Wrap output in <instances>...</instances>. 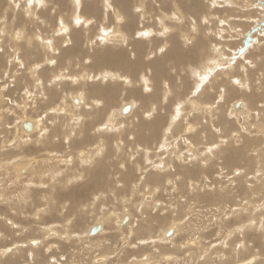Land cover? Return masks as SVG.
<instances>
[{"label": "rangeland", "instance_id": "obj_1", "mask_svg": "<svg viewBox=\"0 0 264 264\" xmlns=\"http://www.w3.org/2000/svg\"><path fill=\"white\" fill-rule=\"evenodd\" d=\"M69 1L70 0H48L47 5H49V7L46 8L44 7V2L41 1L37 2L35 0H0V88L3 87L2 90L4 91V101L0 104V264H4V262L10 260L11 264H27L28 259L31 257L33 258L31 264H36L38 262V259H41L38 255H41V257H43L42 260L45 261L44 264H73L74 262H76L74 264H201V262L198 260L188 262L187 259H189L193 255H198L197 258H199L200 253L206 254L208 251L214 254L219 251H221V253L225 252L228 258L225 264H233L235 262V264H256L257 262L258 264H264L263 236L257 235L255 233V230H252L253 228H246L247 224L250 225L252 223V226L254 227L257 223H260V221L264 225V211L255 213L257 221L254 222H251V220L248 219L246 212H241L239 216H237V218H233L235 213L238 211V205H242L245 203V206H247L248 208L254 207L257 210L264 207V187H262V190L256 189L252 194H250L245 189L246 182L251 186H257L259 184L264 185V33L258 31L257 33L255 32L253 34V37L259 39V43H261L262 48L260 46L254 48V54L249 55L246 52V56L242 59L240 58L241 60H239L237 65L233 68L226 66L231 61V56L236 53V49L243 46V31L247 33L252 27L259 24L261 19H264V7L258 4L259 0H242V2L241 0H217V2L214 0H135L134 2H132V0H129V2L126 1L125 3L122 0H111L110 2H108L107 0H103V3H101L102 0H81L80 10H82V12L81 14L78 13L79 17L89 18L84 14V12L86 10L88 11L90 8H93V10L96 9L94 13V15L96 16H93L95 18V20H93L94 22L92 21L88 25L85 24L84 26L80 25L78 27H75L74 20H72L75 19L76 11L73 4H70ZM155 2L157 5L155 4ZM162 2L163 4H161ZM218 2L220 3V5H218ZM240 2L241 4L243 3L242 9ZM106 3H112V8L109 9V7H107L108 4L104 5ZM249 3H251L250 8L254 10L250 12L251 15L254 16V20L250 21L248 19H243L244 17L248 18V15L243 12L246 11L244 7ZM69 4L72 6L70 7ZM88 6H90V8ZM51 7L54 10L52 12L50 11ZM135 7H138L139 9V11L136 10V17H138L139 13H141L142 11L147 13L149 10L154 11L157 16H161L164 22L162 25L157 26L155 21L143 20V26L138 23L139 28L141 26L144 28L152 27L155 32L159 31L161 35L165 34V38L155 36L152 39L153 41H147L145 43V49H148L149 52H153L155 56L150 58H143L146 64V68L138 69L139 71L136 69V63L138 61L137 44L132 45V49L120 44L121 40L123 41L125 34L127 32L130 33L131 31V28L129 27H131L132 13H134ZM141 7L143 8V10L140 9ZM197 7H199L198 10H196ZM64 8L67 10H64ZM104 9H106V11ZM39 10H42V12L39 13ZM124 10H129V13ZM119 11L120 13H118ZM158 11L160 12V14ZM137 12L139 13L137 14ZM59 15H63V18H65L67 22H71L74 25H72L74 29L71 27L72 33L70 34V36L76 31H78V33L76 34H78L79 36L75 35L76 42L73 43L71 41L69 42L67 38L65 40L66 42L63 40L64 44H62L63 42L58 41L57 46L60 47L61 53L55 55L57 63L50 64L48 62L49 56L45 55H50V52L47 49L48 46L39 43L38 39L36 38V36L38 35V31L34 27L40 26L41 32L42 30L43 32H47L48 30L45 35H55L57 34L56 25L57 20L60 17ZM38 16H41L44 22L39 23V20L35 18H38ZM103 16L106 18H104ZM227 18H231L229 22ZM80 23H82V21H80ZM113 24L115 25V27H113ZM102 25L107 26L106 29L104 28L106 31L102 28ZM52 27L55 28L53 32L51 29ZM87 27L89 33H86ZM134 28H136V26ZM80 31L82 32L83 38L80 42H78L77 38L80 37ZM104 32H107V34H109L107 35ZM99 33L108 38V43H105L104 45H94L96 46V54L101 48L100 53H102V50L107 52L112 51L115 54L114 57L117 55L116 58H120L121 56H123L122 53L125 54V52L129 53L130 51H132L135 55H129L130 53L127 54V56H130L128 57L130 60H127L126 63L127 68L126 64L124 65L121 64V62H119L120 64L118 62H113V64L117 66V69L115 70L119 72L123 71V73L130 78V81L127 80L126 82H124L122 77H118V75L115 74V71H113V73L111 71L113 76L110 72L109 74L111 76H107V80H109V82L117 83L120 88L119 98L116 101L117 103H115L114 108L109 110L111 120L115 121L114 123H112L114 132L111 129V126H107L106 130L103 129L99 131V122L96 124H89V121L92 119L91 112L95 111L98 107L93 108L92 111L90 110V107H87L86 104H94L96 100H100L95 92H93V94H90L89 97L87 96V99L85 101L86 104L83 105V107L78 108V110L76 109V107L82 105V102H79V104L75 105L73 104V98L69 99L68 97V100L67 98H65L66 96H68V94H70V91H73V93L75 92L76 94H73V96L77 97V93L78 91H80V89L89 91V88L91 89L92 86L100 87L101 85H104L106 83L110 84L108 82H103L100 79L93 80L92 77L85 78L87 75H84V73H82L84 67L90 68L91 66L95 71H93V75H98L100 73V71L97 70L99 61L96 57V54L94 56H91L88 53L85 54L86 52L83 51L82 48L84 45L85 47H90L89 45L85 44V42H87L86 37L92 36V38L96 37L97 39V36H101L99 35ZM117 33L119 34L117 35ZM180 34L182 35V37L180 36ZM40 35L42 36V34ZM121 35L123 36V38H121ZM136 36H138V34ZM175 36L177 39H175ZM184 37L188 39L187 42L190 40L192 43L185 44V42H183ZM113 39L119 40L114 41ZM109 42H111L112 44ZM197 42H203V46L201 47L198 59H200V56L203 55L202 50L205 49V55H209L210 58L213 57L212 59L214 61H217L214 65H216L215 72L219 73V75L217 79H214L209 85L207 93H200V90L198 93H196V90L198 88V80L197 76L195 75V70L200 69L201 66L199 67L197 64L195 66H192V62L187 61L182 65V68L178 67L175 69L174 66V63L177 60L176 57L174 58V56H183V54L179 51V44L182 43L181 45L183 48H186L188 46L201 45ZM231 42H233L234 44ZM12 43L15 45H13ZM66 44H69V46L66 47ZM117 45L120 46L118 47ZM124 47H126L128 50ZM160 47L165 49L163 53L157 51L158 49H160ZM70 49H73V52H68L70 51ZM122 50L125 52H122ZM166 53H168L167 57L171 58L166 61L161 59L160 61L156 60L157 58L166 55ZM15 54H20L21 57L17 59V57L15 58ZM8 58L10 59L8 60ZM247 60L249 61L247 62ZM153 61H155L157 66L155 65V63H153ZM76 62H79V64L77 70H74L76 68ZM161 62L163 65H160ZM248 64H250V67L248 66ZM81 65L83 66L81 67ZM121 67H123V69ZM157 67H159V69ZM191 67H194V69H191ZM62 70L65 71V77H62L64 76V74H61L60 72ZM155 71L156 73H158V75L155 73ZM35 73L44 80L46 88L55 90L54 92H58L59 96H57L56 98H52V94H47L48 97L40 95L41 91L39 86L36 84L37 81L36 77L34 76ZM246 73H249L247 74V76L249 75L248 77H246ZM143 74L148 75L150 84L153 83L150 89H146L147 87L145 86L143 89V84L141 81V76ZM93 75L91 74L89 76ZM49 76L52 78V80L54 77V82H56L57 84L54 82V84H50L52 80H47ZM71 76L77 77L72 78ZM183 76L185 77V80L183 79ZM156 79H159L160 81L158 82V80ZM154 81H156V83ZM236 81H240V83L237 84ZM245 82H248L249 87H247V89L241 88V86ZM153 85L154 88H152ZM158 85L161 86V88ZM156 89L160 90L159 93H162L161 95H163V91H165L167 95L168 93L170 94L168 98V114L175 115V112H178L181 114L180 116H184L183 118L178 116L179 119L181 118V120H179L177 125L175 124V127H173V134L170 136L169 142L173 143L178 139V137L181 136L189 137V139H191V141L193 142V144L190 145L191 147L189 145L187 146L184 143H181L178 144V146H180L179 149L186 152H188L189 150L195 151L198 155V159L191 162H188V160L186 159L187 161L182 164V167H185L186 170L190 169L189 175L184 173L181 167L183 173L181 174V177L176 180L177 185L175 189L177 190L175 191L174 189L175 192L170 193V198L168 191V189L172 186V182L170 179L174 178V174L178 172V163L175 162L174 159H172V163L174 164L176 169L175 171H172L167 175L166 180L163 179V184L161 186L156 184L152 179L146 180L147 175L150 173L146 175L145 180L143 179L144 181L142 179L140 180L139 177L142 176L141 174L142 172H145V170H135L137 163L131 165V168H134V174H131L130 179L127 181L129 187H127L126 189V186H124L121 191H117L118 193L115 194V196L121 197V192H125V196L131 197V199L128 200V203H135L136 201L135 204L141 205L144 204V201L151 202V207L145 209V212L149 213L147 215L148 220L153 222V220L155 219H162V225H164L163 229L168 226L166 228L167 230L165 229L164 232H166V235H170V237H172L171 235L175 233L176 229L174 233L172 232L173 229L177 226V223L179 222L178 225L184 223L183 228L186 231L183 230V235H181L177 240L178 244L180 243L179 245H181V238L182 240H184L183 243H185L183 245L184 249L179 250V252L183 250L179 253L181 255L180 258H176L178 253H174V251L161 252V255L159 257L151 256L150 258L149 256L152 255V252H155L156 254L159 251L158 246L153 245L152 243V246H146V250H144L142 254H136L135 257V253L129 255L131 251H134L136 248L141 246L140 243H137V241L140 240L138 238V234L136 236L133 233L134 229L137 230L140 227H138V218H140L141 215L139 211L137 212L139 205L137 207H134V205H132L130 206L129 210L127 209L128 211H123L125 212V214H127L122 216L123 213H121V218L120 215H118V219H120L117 220V222L120 221V224L122 221L128 220V216L131 218L130 221H134L135 223L134 225H131L132 227L128 228L129 230L127 231V235H125L123 239H121L120 237V240H118L119 232L114 231L116 232L117 236L113 239V242L116 240V242L118 243L115 245V247H112V249L109 248L107 251L103 252L102 245L106 243L105 240L107 238H101L103 240L102 242V240L96 238L97 235H93L90 236L92 238L91 241H94L93 238L97 239L96 241L98 242L94 241L97 245L91 248V241H89V243L87 241L83 242L82 244L85 246V249L81 247V253L76 257H73L72 249H70L69 253L66 251H57V254H55L54 248L51 253H45V247L50 246L49 251H51L54 245L53 242H55L57 239L59 241L62 239V243L68 236L67 231H59L58 225L59 228H64L67 219H71L72 221V217H70L71 215H62V213H60V210L67 212V214H71V212L77 210H82L81 214L78 213L76 215L75 220L79 216H82L84 214V211H88L85 213L97 211V213H91V215L86 216V220H88V227L93 225L95 226L100 221L103 222L104 225V220H110L111 218L113 219L114 216L120 213V199L117 201V203H113L109 199L105 201L103 195L105 194L106 189L103 188L104 185L102 187V184L98 179V176H105L106 174H109L104 171V169L110 162L111 167L118 168V161L123 160L116 154L117 143H121L122 146H124L123 148H121V154L123 156H125L126 158L131 156L132 162L135 159V161L139 160L140 163L142 162L140 167L145 166L144 168H146V166L148 165L146 161L144 163L145 155L150 154L151 161L157 162V160L159 159H164V156H160V154H162L161 151H163L162 146L164 145H162L161 148L157 146L160 143L161 135H159L157 139L154 138V141L150 144L140 142L139 140L136 146V143H134L136 142V140L134 139L135 137H133L134 131H132L134 130V127H130L133 126L132 122L137 118V111L139 117L141 113L142 115L144 114V105L148 109L147 105L143 104V102L141 101L142 97L154 93ZM26 90H28L27 94H25ZM136 90H140L139 96H137ZM226 91L229 92L227 96H225ZM246 95L252 99H250V102L247 100V98H244L246 97ZM33 99L35 100L34 102H36L35 104L34 102H32ZM133 99L138 100L139 102V105L135 109L134 114H131V112L127 117L122 115L124 118L115 117L116 119L114 120L111 111L113 112V110H119V105H121V103L125 104L130 102L131 100L133 103H135ZM61 100H63L64 102ZM239 100L243 102V106L245 105V109H241L243 107L237 105ZM245 102L246 104H244ZM212 104L215 105V108L217 105H220L218 110L215 111V115L217 117V119H215V123L214 121L210 120L212 119L211 117H203V112H197V109L209 108ZM200 105H203L204 107L200 108ZM177 106L183 107V109L178 110L176 109L178 108ZM14 108L15 111H13ZM242 110H244L245 112H242ZM231 111L242 113H240L241 115L238 114L236 118L235 116L229 115ZM2 112L8 113H4L2 115ZM76 114H78L80 120L75 124L73 119ZM17 119H19V125L22 119L43 120L45 122V125L49 129V132L47 136L45 135L41 138V144H36L35 140H32V142L26 144L24 142H18V132H16L17 129L15 125L16 123H18L16 122ZM206 120L207 122L204 123ZM211 122H213V124H211ZM193 123H195L198 128L194 129ZM74 125H76V128H74ZM19 127L21 133L23 134L21 126ZM72 128H74L75 130L74 133H77V135H74V138H76L74 139V142H77V145H75L76 147L72 149L73 154L70 155V157H72V161H70L69 164V162L67 161L68 159L64 158L69 157V154L71 152H69L68 154L67 151H69V148L64 140H66ZM217 128L221 129V131H218ZM85 133L88 134V136L93 135V138L90 139L89 142L83 144ZM221 138L228 139L227 141H231L233 145L227 147L224 145L221 146L220 148L222 149L219 148L215 152L216 154L223 158L227 155L226 152L231 146L239 149V147H243L244 144L249 141L248 146L251 147L249 149L245 148L244 152H248L250 156L254 157L255 162L252 159V162L250 164H243L242 162H240V158L237 157L234 163L226 164L224 161L223 164L221 158H206L201 155L203 149H206L207 146L217 143ZM114 141L115 144H113ZM44 142H46V145L43 144ZM95 149L101 150V154L99 155L102 158H100L99 156L97 157V155L93 154ZM102 149L105 151H103ZM90 150L92 151L90 152ZM85 151L90 152V155L89 153L87 155ZM47 152H55V154L58 153L62 155H55L59 164H56V161L53 162L54 164L48 163L50 158ZM103 152L105 155L103 154ZM110 153L111 155H109ZM132 154L135 156H132ZM84 157L89 160L90 164L89 162H82V158ZM21 158L23 159V161H21ZM101 160L104 163L101 162ZM67 164L70 166H68ZM33 166L37 167L34 168ZM92 166L98 168H96V170H93ZM147 167H149V165ZM87 168H90L89 170L92 172H90L89 170H85ZM129 168L130 164L127 168L120 169L119 172H126ZM194 168H199V172H197L196 174L193 173ZM49 169L53 170L46 172ZM87 171H89L90 174H88ZM83 172L87 174V176L84 175ZM79 174L82 175L80 176ZM120 175L122 176V173H120ZM120 175L118 174L116 177V174H113L112 184L122 179ZM92 176L94 177L92 178ZM87 177H89L90 180H88ZM79 179L80 181H77ZM116 179L117 181L114 182ZM190 180H193L195 184L193 185V182H190ZM233 180H235V183L233 182ZM131 181H133L134 184L138 183L133 194H131L130 191ZM68 182L70 184H68ZM241 184L244 185L243 188H241ZM84 185H89L91 188L86 187L83 190ZM208 186H211L214 192H207L209 191ZM235 186L236 188H234ZM178 188L180 189V191L178 190ZM25 189L29 190L28 192L31 191L29 193L31 197L28 198L29 201L20 199L23 196L27 195L28 192H26ZM100 189L101 191L99 192L98 190ZM157 190L159 191V196H157L153 200L152 196L153 194H157ZM71 191H76V194L78 193L75 198V202H77L78 204H76L75 206H73V203L66 202V200L69 199L67 197V194ZM219 191L228 193L226 198H219ZM207 193L213 194L210 198H207L205 196ZM46 194L48 196V202L45 204ZM98 194L100 195L98 196ZM248 201L251 202L248 203ZM260 201H262L263 205H261L262 203ZM157 202L162 203V205L159 204L158 206H156L155 203ZM11 203L13 205H11ZM15 203L17 205H20L25 210L26 214L25 212L20 213ZM165 203L167 205H165ZM15 206L17 207V209ZM163 206H166V211L155 210V212L153 210L160 209ZM175 206L180 210L181 214L179 219L172 220L168 214L171 210H177L173 209L175 208ZM48 213L50 215L60 214L57 218H52L49 217ZM5 214L7 217L5 216ZM99 215L104 216L98 217ZM135 217L137 218V221L134 220ZM246 220L247 223L245 222ZM145 221L146 220H144L143 222ZM173 221L176 223H174ZM47 223H56V227H51L53 231H55V233H50V230L42 233L41 225ZM128 223L129 222H127V224ZM243 223H245L246 225ZM127 224H122L123 226L121 227H126ZM116 226L118 227V223ZM88 227L86 236L89 235ZM72 230V233H76H74L75 236H73V238L71 237L70 242H72V245H77L80 243L76 241L77 238L80 237V235L84 234L85 231H82V229L77 230L76 228H72ZM158 230V228L157 230L155 229V234L158 232ZM59 232H62L63 234L61 233V235ZM169 232H171V234ZM26 234H30V236L28 237ZM42 234L43 236L45 235L44 243L42 242V239L38 237L42 236ZM163 234H160V236L165 239ZM140 236L142 238H146L145 234H141ZM254 237L255 241L253 240ZM148 238L151 237L149 236ZM186 240L187 242H185ZM33 241L35 244L33 243ZM196 241H198L199 243ZM86 243H88V245ZM37 245H42V248L38 255H34L33 247ZM244 247H247V249L245 248L246 251L244 255H240L243 257L236 256L235 254L238 253V251L241 253L242 250L243 252ZM173 248L174 246H172L170 250H172ZM7 249H11V252H8ZM126 249L127 252L124 253ZM74 251H76V249ZM19 252H21V255L18 254ZM121 253H124L123 256ZM138 257L142 258L143 262ZM148 258L150 259L148 260ZM50 260L52 261V263H50ZM82 260L83 263H80ZM209 263L210 262L207 261V264Z\"/></svg>", "mask_w": 264, "mask_h": 264}, {"label": "bare ground", "instance_id": "obj_2", "mask_svg": "<svg viewBox=\"0 0 264 264\" xmlns=\"http://www.w3.org/2000/svg\"><path fill=\"white\" fill-rule=\"evenodd\" d=\"M35 1H37V2H39V1H41V0H35ZM108 2H110L111 0H107ZM113 1V0H112ZM124 3L126 2V1H128L129 2V0H122ZM135 0H132V2H134ZM214 1H216L217 2V0H214ZM235 1V0H234ZM43 2H44V7H49V5H47L48 4V0H43ZM70 2V4H73V6H74V9H75V11H76V14H75V19H72V20H74V25H75V27H78V26H84L85 24L86 25H88L89 23H91L93 20H95V18L93 17V16H96V15H94V13H95V10H93V8L91 9L90 8V6H88L90 9L87 11H85L84 12V14L85 15H87L89 18H87V17H82V18H80L79 17V15H78V13L79 14H81V12H82V10H80V6L79 7H77V5L75 4V2H74V0H70L69 1ZM105 2V1H104ZM115 2V1H114ZM113 2V3H114ZM131 2V3H132ZM137 2V1H136ZM138 2H140V1H138ZM194 2H196V1H194ZM238 2V1H237ZM236 2V3H237ZM241 2H242V0H241ZM241 2H240V5H241V9L243 8L242 7V4H241ZM50 3V2H49ZM89 3H91V2H89ZM94 3V2H93ZM101 3H103V0H102V2ZM100 3V4H101ZM123 3V4H124ZM219 3V2H218ZM41 4V3H40ZM69 4V5H70ZM108 3H106V4H104V5H107ZM127 4V3H126ZM133 4V3H132ZM136 4V3H135ZM155 4H156V2H155ZM161 4H163V2L161 3ZM215 4V3H214ZM258 4L259 5H261L262 7H264V3H262L261 2V0H259L258 1ZM45 5H47V6H45ZM65 5V4H64ZM96 5V4H95ZM122 5V4H121ZM139 5H142V4H139ZM157 5V4H156ZM164 5H165V3H164ZM218 5H220V3L218 4ZM234 5H235V3H234ZM239 5V6H240ZM250 5H251V3H249V4H246V6L244 7L245 8V12H243V13H245V14H247L248 15V18L247 17H244L243 19L245 20V19H248L249 21L250 20H254V16L253 15H251V11H254V10H252L251 8H250ZM72 5H70V7H71ZM87 6V5H86ZM114 6V5H113ZM120 6V5H119ZM134 6V5H133ZM159 6V5H158ZM215 6V5H214ZM43 7V6H42ZM83 7V6H82ZM87 7V8H88ZM108 7V6H107ZM150 7H151V5H150ZM156 7V6H155ZM226 7V6H225ZM234 7V6H233ZM40 8V7H39ZM62 8V7H61ZM66 8V7H65ZM64 8V10H67V9H65ZM112 8V7H111ZM114 8V7H113ZM157 8V7H156ZM42 9V8H41ZM107 9V8H106ZM106 9H104L105 11H106ZM110 9V8H109ZM132 9V8H131ZM138 9V7H135V10H134V13H132V20H131V27H129V28H131L130 30V33H126L125 34V39L123 38V36L121 35V38H123V41L121 40V42H120V44L122 45V46H126L127 48H131L132 49V45H134V44H137V57H138V61H137V63H136V69L138 70V69H144V68H146L145 67V62H144V60H143V58H150V57H154L155 55H154V53L153 52H149L148 51V49L146 50L145 48V43L147 42V41H153L152 39L156 36V37H162V38H165V34H162L161 35V33L158 31V32H155V30H153V28L152 27H142L143 26V24H142V22H143V20H152V21H155L156 22V24H157V26H159V25H162L164 22H163V19L161 18V16H157L156 14H155V12L154 11H149L148 10V12L147 13H145L144 11H142L141 13H139V12H137V14L139 13V15H138V17H136V10ZM141 10H143V8L141 7L140 8ZM199 9V7H197L196 8V10H198ZM259 9H263V8H259ZM43 10V9H42ZM42 10L39 12V13H41L42 12ZM79 10H80V12H79ZM99 10V9H98ZM103 10V9H102ZM108 10V9H107ZM154 10V9H153ZM161 10V9H160ZM24 11V10H23ZM50 11L52 12V11H54L53 10V8L51 7L50 8ZM113 11V10H112ZM118 11V10H117ZM124 11H126L127 13H129V10H124ZM241 11V10H240ZM257 11V10H256ZM4 12H5V10H4ZM104 12V11H103ZM159 12V11H158ZM158 12H156V13H158ZM118 13H120V11L118 12ZM124 14V13H123ZM159 14H160V12H159ZM47 15V14H46ZM73 15V14H72ZM84 15V16H85ZM30 16V15H29ZM60 16V17H59ZM58 17V20H57V34H55V35H49V34H46L45 35V33H47L48 32V30H47V32H43V30H42V32H41V29H40V26H36V27H34V28H36L37 29V31H38V35L36 36V38L38 39V41H39V43H41V44H43V45H46V46H48V50H49V52H50V55L49 54H45V55H48L49 56V58H48V62L50 63V64H53V62L52 61H55V63H57V60L55 59V55H57V54H60L61 53V49H60V47H58L57 46V43H58V41H61V42H63L62 44H64V41L66 40V38L68 39V41L70 42H76V39H75V35H78V34H76V33H78V31H76V32H74L71 36H70V34L72 33V23L71 22H67L66 21V19L65 18H63V15H59ZM104 17V16H103ZM34 18V17H33ZM36 19H38L39 20V23L40 22H44V20L41 18V16L39 17L38 16V18L37 17H35ZM34 18V19H35ZM104 18H106V17H104ZM65 19V20H64ZM228 19V22L230 21V19L231 18H227ZM27 20V19H26ZM30 20V19H29ZM37 20V21H38ZM77 20H79V21H82V23H79V24H77L76 23V21ZM247 20V21H248ZM264 19H261V21H260V23L259 24H257V25H255L256 27L258 26V25H260L261 24V22L263 21ZM25 21V20H24ZM31 21V20H30ZM34 21V20H33ZM36 21V22H37ZM50 21H53V20H50ZM135 21H136V23H135ZM94 22V21H93ZM196 22V21H195ZM246 22V21H245ZM245 22H244V24H245ZM49 23V22H48ZM96 23V22H95ZM138 23L139 24H141L142 26L139 28L138 27ZM226 23H227V21H226ZM22 24H24V23H22ZM50 24V23H49ZM97 24H99V23H97ZM125 24V23H124ZM247 24V23H246ZM39 25V24H38ZM42 25V24H41ZM46 25H47V23H46ZM52 25V24H51ZM73 25V26H74ZM114 25V24H113ZM43 26V25H42ZM42 26H41V28H42ZM53 26V25H52ZM130 26V25H129ZM136 26V28H134ZM254 26V27H255ZM32 27V26H31ZM50 27V26H49ZM72 27V28H71ZM91 27V26H90ZM106 27L107 26H103L102 25V28L104 29H106ZM113 27H115V25L113 26ZM254 27H252L248 32H251L252 30H253V28ZM46 28V27H45ZM93 28V27H92ZM126 28H128V27H126ZM162 28V27H161ZM165 28V27H164ZM196 28V27H195ZM194 28V29H195ZM44 29V28H43ZM52 29V32H53V30L55 29L54 27H52L51 28ZM65 29H67V31H65ZM74 29V28H73ZM86 29V28H85ZM102 29V30H103ZM104 29V30H105ZM113 29V28H112ZM111 29V30H112ZM97 30V29H96ZM103 30V31H104ZM109 30V29H108ZM196 30V29H195ZM201 30V29H200ZM106 31V30H105ZM221 31V30H220ZM259 31H261V32H263L264 33V27L263 28H261ZM4 32V31H3ZM22 32V31H21ZM51 32V33H52ZM108 32V31H107ZM107 32L105 33V34H107ZM110 32V31H109ZM112 32V31H111ZM143 32H147L148 33V35H146V36H144V35H139V33H143ZM248 32L247 33H245V31H243V36H244V39H245V37H246V35H248ZM256 31H253L252 33H250L251 35H252V40H251V42H250V45L247 47V49L243 52V53H240V49L241 48H237L236 49V53L234 54V55H232L231 56V61L226 65V66H228V67H230V68H233L234 66H236L237 65V63H238V61L239 60H241L242 58H244L245 56H246V54L248 53L249 55L250 54H254V48H256V47H258V46H260L261 47V43H259V39H256L255 37H253V34L255 33ZM17 33V32H16ZM50 33V32H49ZM86 33H89V30H88V27H87V29H86ZM181 33V32H180ZM40 34H42V36L40 35ZM44 34V35H43ZM80 37H78L77 38V41L78 42H80L81 41V39L83 38V35H82V32L80 31ZM96 34V33H95ZM109 34V33H108ZM107 34V35H108ZM119 33H117V35H118ZM122 34V33H121ZM138 34V36H136ZM16 35V34H15ZM85 35H87V34H85ZM99 35H101L100 33H99ZM79 36V35H78ZM180 36L182 37V35L180 34ZM179 36V37H180ZM70 39H69V38ZM77 37V36H76ZM109 37V36H108ZM115 38H116V36H115ZM120 38V37H119ZM112 39V38H111ZM175 39H177L176 38V36H175ZM244 39H243V42H244ZM64 40V41H63ZM86 40H87V42H85V44H87V45H89L90 47H85V45L82 47L83 48V51H85L86 53L85 54H90L91 56H94L95 54H96V46H94V45H104L105 43H108V38L107 37H105V36H103V35H101V36H97V39H96V37H93L92 38V36L91 37H86ZM114 40V39H113ZM115 40H119V39H115ZM114 40V41H115ZM144 40V41H143ZM187 38L186 37H184V39H183V42H185V44H188V42H187ZM111 41V40H110ZM165 41H166V39H165ZM66 42V41H65ZM112 42V41H111ZM111 42H109V43H111ZM171 42V41H170ZM181 42H182V40H181ZM68 43V42H67ZM113 43H115V42H113ZM156 43V42H155ZM158 43V42H157ZM197 43H200L201 45H199V46H188V47H186V48H183L182 47V43H180L179 44V47H180V49H179V51L183 54V56H180V57H177L175 54V56H174V58L176 57V59L178 60H176L175 61V69L176 68H178V67H180V68H182V65L187 61V62H192V66H195L196 64L200 67V69H198V70H195L196 72H195V75L197 76V80H198V88H197V90H196V93H198L199 92V90H200V93H207V91H208V89H209V85L212 83V81L215 79H217V77H218V75H219V73H217V72H215V68H216V65H214L217 61H214L212 58H210V56L209 55H205V53H206V51H205V49H203L202 50V52H203V55H201L200 56V59H198L199 58V53H200V51H201V47L203 46V42H197ZM231 43H233V42H231ZM13 44V43H12ZM71 44V43H70ZM112 44V43H111ZM234 44V43H233ZM13 45H15V44H13ZM114 45V44H113ZM67 46H69V44H66V47ZM118 46V45H117ZM120 46V45H119ZM118 46V47H119ZM74 47V46H73ZM126 47H124V48H126ZM136 47V46H135ZM219 47V46H218ZM98 48H100V47H98ZM121 48H123V47H121ZM126 48V49H127ZM134 48V47H133ZM161 48V47H160ZM253 48V49H252ZM262 48V47H261ZM75 49V48H74ZM101 49V48H100ZM100 49H99V51L97 52V54H96V57H97V59H98V61H99V65H98V69L97 70H99L100 71V73L98 74V75H93V69H92V66L90 67V68H83V72L82 73H84V75L86 74L87 76L85 77V78H90V77H92L93 78V80H98V79H100V80H102L103 82H108V83H110V84H104V85H101L100 87L99 86H97V87H93L92 86V88L90 89L89 88V91H85V90H82V89H80V91H78V95H77V97L75 96H73V94H76L75 92L73 93V91L71 92H69L70 94H68V96H66L65 98H67V100H68V97H69V99H72L73 98V104H75V105H77V104H79V102H82V105H80L79 107H76V109L78 110V108H81V107H83V105H85L86 103H85V101H86V99H87V96L89 97V95L90 94H93V92H95L96 93V95H97V97H99L100 98V100L98 99V100H96V102L93 104V103H91V104H86L87 105V107H90V110H92L93 111V108H95V107H98L95 111H93V112H91V117H92V119L89 121V124H91V123H98L99 122V124H98V126H99V128H98V130L100 131V130H106V127L107 126H111V129L113 130V128H112V123H114L115 121H112L111 120V116H110V112H109V110L110 109H112V108H114L115 106V103H117L116 101H117V99L119 98V91H120V88H119V85L117 84V83H115V82H109V80H107L108 78H107V76L108 75H110L109 74V72L111 73V71H112V73H113V71H115L116 73L115 74H117L118 75V77H122V79H123V81L124 82H126L127 80H129L130 81V78L127 76V75H125L124 73H123V71L122 72H119V71H117V70H115V69H117V66L116 65H114L113 64V62H121V64H126L127 63V60H130L128 57H130V56H127V54H129V55H131V54H133L134 55V53L132 52V51H128L129 53H127V52H125V51H123L122 50V52H125V54H123L122 53V55L123 56H121L120 58H116V56L114 57V52H107V51H103L102 50V53H100ZM103 49V48H102ZM108 49V48H107ZM221 49V48H220ZM252 49V50H251ZM64 50V49H63ZM117 50H119V49H117ZM128 50V49H127ZM207 50V49H206ZM78 51V50H77ZM121 51V50H120ZM157 51H159V49L157 50ZM174 51V50H173ZM178 51V52H179ZM68 52H73V49H70V51H68ZM136 52V51H135ZM172 52V51H171ZM247 52V53H246ZM180 53V54H181ZM246 53V54H245ZM78 54H80V53H78ZM77 54V55H78ZM171 54V53H170ZM179 54V55H180ZM245 54V55H244ZM11 55V54H10ZM9 55V56H10ZM16 56H15V58L17 57V59L18 58H20L21 57V55L20 54H15ZM244 55V56H243ZM43 56V55H42ZM59 56V55H58ZM135 56V55H134ZM168 56V53H166V55H164V56H162V57H159V58H157L156 60H159L160 61V59L161 60H168L169 58H171V57H167ZM262 56V55H261ZM12 57H14V56H12ZM45 57V56H44ZM203 57H205V58H203ZM61 58V57H60ZM128 58V59H127ZM173 58V59H174ZM241 58V59H240ZM10 58H8V60H9ZM96 59V58H95ZM175 60V59H174ZM203 60V61H202ZM159 61H158V64H159ZM249 60H247V62H248ZM251 61V60H250ZM129 62V61H128ZM132 62V61H131ZM135 62V61H134ZM162 62H164V61H162ZM162 62L160 63V65L162 64ZM198 62V63H197ZM204 62V63H203ZM255 62V61H254ZM41 63V62H40ZM153 63H155V61H153ZM256 63V62H255ZM78 64H79V62H76V64H75V69L74 70H77V67H78ZM82 64V63H81ZM96 64V63H95ZM120 64V63H119ZM130 64V63H129ZM49 65V64H48ZM131 65V64H130ZM155 65H156V63H155ZM160 65H158V66H160ZM163 65V64H162ZM250 64H248V66H249ZM253 65V64H252ZM83 65H81V67H82ZM96 66V65H95ZM132 66V65H131ZM157 66V65H156ZM50 67V66H49ZM162 67V66H161ZM160 67V68H161ZM243 67H245V66H243ZM250 67V66H249ZM71 68V67H70ZM105 68H108V69H105ZM122 69H123V67H121ZM126 68H127V64H126ZM158 69H159V67H157ZM156 68V69H157ZM65 69V68H64ZM103 69H105V70H103ZM134 69V68H133ZM135 69V70H136ZM155 69V70H156ZM166 69V68H165ZM165 69H163V70H165ZM191 69H194V67H191ZM250 69V68H249ZM66 70V69H65ZM108 70V71H107ZM129 70V69H128ZM134 70V71H135ZM182 70V69H181ZM139 71V70H138ZM158 71H160V70H158ZM167 71V70H166ZM61 72V74H64V76H62V77H65L66 75H65V71L64 70H62V71H60ZM95 72V71H94ZM128 72V71H127ZM137 72V71H136ZM89 73H91L93 76H89V75H91V74H89ZM111 73V74H112ZM155 73H156V71H155ZM164 73V72H163ZM81 74V73H80ZM157 75H158V73H156ZM247 74H249V73H246V77H248L247 76ZM58 75H59V73H58ZM83 75V76H84ZM130 75V74H129ZM161 75V74H160ZM243 75H244V73H243ZM34 76L36 77V81H37V85L39 86V88H40V95H42V96H44V97H46L47 96V94H52L51 96H52V98H56L57 96H59V93L58 92H54L55 90H52L51 88L49 89V88H46L45 87V84H44V80L40 77V76H38L36 73L34 74ZM56 76V75H55ZM82 76V77H83ZM111 76V75H110ZM112 76H113V74H112ZM253 76V75H252ZM68 77V76H67ZM72 77V76H71ZM77 76H73L72 78H76ZM116 77V76H115ZM114 77V78H115ZM156 77V76H155ZM166 77V76H165ZM184 77V76H183ZM204 77H206V79H204ZM251 77V76H250ZM157 78V77H156ZM161 78V77H160ZM253 78V77H252ZM172 79V78H171ZM181 79V78H180ZM184 80H185V77L183 78ZM47 80H52V78L49 76L48 77V79ZM151 80V79H150ZM153 80V79H152ZM156 80H158V82L160 81L159 79H156ZM115 81V80H114ZM141 81H142V84H143V89H144V86L145 87H147L146 89H150L151 88V85L153 84V83H151L150 84V82H149V80H148V75L147 74H143L142 76H141ZM54 77H53V80L51 81V83L50 84H54V83H56V82H54ZM155 83H156V81H154ZM57 84V83H56ZM250 84V83H249ZM252 84V83H251ZM262 84V83H261ZM156 86V85H155ZM159 86V85H158ZM252 86V85H251ZM261 86H263V85H261ZM60 87V86H59ZM160 88H161V86H159ZM247 87H249L248 86V82H245L242 86H241V88H246L247 89ZM3 88V87H2ZM2 88H0L1 90H0V104L4 101V99H3V94H4V91L2 90ZM55 88V87H54ZM57 88V87H56ZM84 88H87V87H84ZM152 88H154V85H153V87ZM69 91V90H68ZM76 91V92H77ZM137 91V96H139V94H140V90H136ZM160 90H158V89H156V91L154 92V93H151V94H149V95H147V96H143L142 97V99H141V101L143 102V104H146L147 105V107H148V109L146 108V106L144 105V114L142 115V113H141V115L138 117V111H137V118L136 119H134V121L132 122L133 123V126H130V127H134V130H132V131H134V133H135V135H134V133H133V137H135L134 139L136 140V142H134V143H136V146H137V143L139 142V140H140V142H145V143H147V144H150V143H152L153 141H154V138H158V136L159 135H161V140H160V143H159V145H157V146H159L160 148H161V146L162 145H164V146H162V150L163 151H161L162 152V154H160V156H164V159L163 160H161V159H159V160H157V162L156 161H151V156H150V154L149 155H145V158H144V163H145V161L148 163V165H149V167H147L146 166V168H144L145 166H141L140 167V165H141V163L139 162V160H137V161H135V160H133V162H132V160H131V156H129V157H125V156H123L122 154H121V151H122V149L121 148H123L124 146H122V144L121 143H117L116 144V154L118 155V157H120V158H122L123 160H119L118 162H119V166H118V168H114V167H111V162L106 166V168L104 169V171H106L107 173H109V174H106L105 176H103V175H101V176H98V179L100 180V183L102 184V187H103V185H104V187L103 188H105L106 189V191H105V194L103 195L104 196V198H105V201L107 200V199H109L110 201H112L113 203H117V201L120 199V208H119V211H120V213L119 214H117L116 216H114L113 217V219L111 218L110 220L109 219H106V220H104V225H103V222H99L98 224H100L101 225V229L98 231V232H96L95 234H92L91 233V229L94 227V225L93 226H90V227H88V225H87V223H88V220H86L87 218H86V216H89V215H91V213H97V211L96 212H91V213H85V212H88V211H84V214L82 215V216H79L76 220H75V218H76V215L78 214V213H80L81 214V212H82V210H77V211H74V212H71V214H67V212H65V211H61L60 210V213H62V215H64V216H68V215H71L70 217H72V221H71V219H67V221H66V223H65V225H64V228H59V225H58V229H59V231H67L68 232V236L65 238V241H63L62 243H61V240L59 241L58 239L55 241V242H53V247H52V249H51V251H49V249H50V246H47V247H45L44 248V251H45V253H51L52 251H53V249L55 248V250H54V253L55 254H57V251H63V252H70V249H72V251H73V257H76L77 255H79L80 253H81V247L83 248V249H85V246L82 244L83 242H88L89 243V241H91L92 240V238L90 237V236H93V235H97V237L96 238H98V239H100V240H102L103 238H107L105 241H106V243L104 244V245H102V251L104 252V251H107L109 248L110 249H112V247H115V245L118 243V242H116V240L113 242V239L117 236V234H116V232H114V231H117V232H119V236H118V240H120L119 238L121 237V239H123V237H125V235H127V231L129 230L128 228L129 227H132L131 225H134V221H130L131 220V218L128 216V220H124V221H122L121 222V224L119 223V222H117V220H119L120 218H121V213H123V215L122 216H124V215H126L125 214V212H123V211H126L127 209L129 210L130 209V206H132V205H134V207H137L139 204H135L136 203V201H135V203H128V200H130L131 199V197H127V196H125V192H121V197H116L115 196V194H117L118 192L117 191H121L122 190V188L124 187V186H126V189H127V187H129V184L127 183V181L130 179V176H131V174H134V168H131V165H133V164H135V163H137V165H136V167H135V170L137 169V171H140V170H142V171H144L145 170V172H142V176L141 177H139V179L141 180H145V177H146V175L148 174V173H150V174H148L147 175V179L146 180H149V179H152L153 181H155V183L156 184H158V185H162L163 184V179H165L166 180V177H167V175L170 173V172H172V171H175V169H176V167L174 166V164L172 163V159H174V161L175 162H177L178 164H177V168H178V172H176L175 174H174V178H172V179H170L171 180V182H172V188L170 189H168V191H169V198L171 197V194L170 193H172V192H175L177 189H175L176 188V185H177V182H176V180L177 179H179L180 177H181V174L184 172V173H186V174H188L189 175V170L190 169H188V170H186V168L185 167H182L183 165V163L185 162V161H187L188 160V162H191V161H195V160H197L198 159V155L196 154V152L195 151H193V150H189L188 152H186V151H183V150H181V149H179L180 148V146H178V144H181V143H184L185 145H192L193 144V142L191 141V139H189V137H187V136H181V137H178V139L175 141V142H173V143H171V142H169V138H170V136L173 134V127H175V124L177 125V123H178V121L179 120H181V118L179 119V117L178 116H180L181 114L180 113H178V112H175L176 114L175 115H173V114H168V112H167V109H168V107H169V101H168V98H169V96H170V94L168 93V95L165 93V91H163V95H161L160 93ZM168 92V91H167ZM28 93V90H26V92H25V94H27ZM85 93V94H84ZM199 93V94H200ZM229 92H225V96H227V94H228ZM252 94H253V92H252ZM221 95V94H220ZM73 96V97H72ZM48 97V96H47ZM61 97H63V96H61ZM64 98V99H65ZM244 98H247V100L250 102L252 99L249 97V96H247L246 95V97H244ZM251 99V100H250ZM81 100V101H80ZM90 100V99H89ZM134 101H135V103H133L132 102V100L130 101V102H128V103H121V105H119L120 106V108H119V110H113V112L111 111V113H112V117H113V119L115 120L116 118L115 117H117V118H122L123 116L122 115H124L125 117H127V116H129V114L131 113V114H134V112H135V109L138 107V105H139V102H138V100H135V99H133ZM198 100V99H197ZM35 100L33 99L32 100V102H34ZM61 101H63V100H61ZM60 101V102H61ZM99 101V102H98ZM64 102V101H63ZM36 102H34V104H35ZM84 103V104H83ZM178 103V102H177ZM60 104V103H59ZM62 104V103H61ZM66 104H67V102H66ZM197 104V103H196ZM200 104V103H199ZM202 104V103H201ZM244 104H246V102L244 103ZM89 105V106H88ZM117 105V106H118ZM237 105H240V107H243V108H241V109H245V105L243 106V102L241 101V100H239V102L237 103ZM68 106V105H67ZM209 106V105H208ZM219 106L220 105H217L216 106V108H215V105L214 104H212L209 108H201V107H204L203 105H200V108L201 109H197V112H203V117H205V116H209V117H211L212 119H210V120H212V121H214V123H215V119H217V117H216V115H215V111L216 110H218V108H219ZM178 108H176V109H183V107H179V106H177ZM232 108V107H231ZM6 109V108H5ZM8 109V108H7ZM176 109H175V111H176ZM241 109H239V110H241ZM66 110V109H65ZM2 111V110H1ZM9 111V110H8ZM13 111H15V108H14V110ZM195 111V110H194ZM206 111V112H205ZM207 111H209V112H207ZM11 112V111H10ZM9 112V113H10ZM19 112V111H18ZM75 112H77V111H75ZM149 112H151L152 114H151V116H149L148 115V113ZM196 112V113H197ZM242 112H245L244 110H242ZM242 112H235V111H231L230 113H229V115L230 116H237L238 114H240V113H242ZM253 112V111H252ZM255 112V111H254ZM4 113H8V112H2V115L4 114ZM107 113V114H106ZM18 114V113H17ZM65 114V113H64ZM79 114V113H78ZM78 114H76L75 115V117H74V123L76 124V123H78V121L80 120V117L78 116ZM106 114V115H105ZM195 114V113H194ZM86 115V114H85ZM120 115V116H119ZM241 115V114H240ZM88 116V115H87ZM119 116V117H118ZM144 116V117H143ZM29 117V116H28ZM180 117H184V116H180ZM257 117V116H256ZM89 118V117H88ZM102 118V119H101ZM104 118V119H103ZM124 118V117H123ZM237 118V117H236ZM243 118V117H242ZM98 119H100V120H98ZM18 120L19 119H17L16 120V122H18ZM29 120V121H28ZM81 121H84V120H81ZM117 121H118V119H117ZM243 121V120H242ZM135 122V123H134ZM207 122V120L204 122V123H206ZM79 123H81V122H79ZM125 123V122H124ZM69 124H70V122H69ZM84 124V123H83ZM109 124V125H108ZM127 124V123H126ZM125 124V125H126ZM187 124V123H186ZM211 124H213V122H211ZM16 125V132H18V142H24L25 144L26 143H29V142H32V140H35V143L36 144H41L40 143V140H41V138L42 137H44L45 135L47 136V134H48V132H49V129H48V127L45 125V122L43 121V120H32V119H22L21 121H20V125H19V122L18 123H16L15 124ZM116 125V124H115ZM122 125V124H121ZM130 125V124H129ZM128 125V126H129ZM19 126H21V129H22V131H23V134L21 133V131H20V127ZM26 126H29V127H31V129H29V130H27V129H25V127ZM76 125H74V128H76L75 127ZM252 126V125H251ZM78 127V126H77ZM86 127H87V125H86ZM97 127V126H96ZM115 127V126H114ZM193 127H194V129H196V128H198V126L195 124V123H193ZM56 128V127H55ZM74 128H72L71 130H70V132H69V135H68V137L66 138V140H64V142L66 143V145H68V148H69V151H67L68 152V154H69V152H71L70 154H69V157H66V158H64V159H68L67 161L69 162V164H70V161H72V157H70V155L71 154H73L72 153V149L74 148V147H76L75 145H77V142H74V139H76V138H74V135L76 134L77 135V133H74ZM57 129V128H56ZM60 129V128H59ZM80 129V128H79ZM111 129H110V131H111ZM184 129V128H183ZM217 130L218 131H221V129H219V128H217ZM242 130H244V129H242ZM34 131V132H33ZM80 131V130H79ZM89 131V130H88ZM122 131V130H121ZM175 131V130H174ZM261 131V130H260ZM77 132V131H76ZM85 132V131H84ZM91 132V131H90ZM102 132V131H101ZM108 132V131H107ZM113 132H114V130H113ZM124 132V131H123ZM27 133H29V134H27ZM32 133V134H31ZM116 133V132H115ZM120 133V132H119ZM257 133V132H256ZM261 133V132H260ZM191 134V133H190ZM35 135V136H34ZM79 135V134H78ZM181 135V134H180ZM137 136V137H136ZM15 137V138H16ZM34 137V138H33ZM79 137V136H78ZM78 137H77V139H78ZM100 137V136H99ZM115 137H116V134H115ZM119 137V136H118ZM173 137V136H172ZM93 138V135H90V136H88V134H84V140H83V144H85L86 142H89V140L90 139H92ZM104 138H106V137H104ZM175 138V137H174ZM177 138V137H176ZM100 139V138H99ZM111 139H112V137H111ZM133 139V140H134ZM107 140V139H106ZM105 140V141H106ZM114 140V139H113ZM228 139H226V138H221L217 143H214L213 145H210V146H207V148L206 149H203V151L201 152V155H203L204 157H206V158H210V157H215V158H221L222 159V163L224 164V161H225V163L226 164H231V163H234V161L236 160V158L237 157H239L240 158V162H242L243 164H245V163H248V164H250L251 162H252V159H253V161L255 162V160H254V157H252V156H250V154L248 153V152H244V149L246 148V149H249L250 147L248 146L249 145V141H247L245 144H244V146L243 147H239V149H237V148H235V147H230L229 148V150H227V155L226 156H224L223 158L221 157V156H219L218 154H216L215 152L221 147V146H230V145H233L232 143H231V141H227ZM109 141V140H108ZM122 141V140H121ZM117 142V141H116ZM80 143H82V142H80ZM102 143V142H101ZM44 145H46V142H44L43 143ZM106 144V143H105ZM113 144H115V141H114V143ZM99 145V144H98ZM102 145V144H101ZM114 146V145H113ZM132 146V145H131ZM135 146V145H134ZM134 146H133V148H134ZM135 146V147H136ZM138 146H139V144H138ZM142 146V145H141ZM236 146V145H235ZM67 147V146H66ZM88 147V146H87ZM92 147V146H91ZM103 147V146H102ZM106 147V146H105ZM104 147V148H105ZM191 147V146H190ZM199 147V146H198ZM90 148V147H89ZM108 148V147H107ZM193 148V147H192ZM101 149V148H100ZM100 149H95V151L93 152V154H95V155H97V157L99 156L100 157V155L99 154H101V150ZM131 149V148H130ZM141 149V148H140ZM145 149V148H144ZM209 149H211V151H209ZM220 149H222V148H220ZM94 150V149H93ZM103 150V149H102ZM109 150V149H108ZM151 150V149H150ZM170 150V151H169ZM92 150H90V152H91ZM103 151H105V150H103ZM169 151V152H168ZM86 152V151H85ZM90 152H86V154L88 155V153H89V155H90ZM100 152V153H99ZM130 152H131V150H130ZM167 152V153H166ZM48 154H49V158H50V160H49V162L48 163H51V164H54L53 162L54 161H56L57 162V159H56V156L55 155H59V156H62V155H60V154H58V153H56L55 154V152H53V153H51V152H47ZM142 153H143V150H142ZM63 154V153H62ZM103 154H104V152H103ZM115 154V153H114ZM138 154V153H137ZM146 154V153H145ZM105 155V154H104ZM108 155V154H107ZM109 155H111V153L109 154ZM144 155V154H143ZM132 156H135V155H133L132 154ZM200 156V155H199ZM19 157V156H18ZM52 157V158H51ZM91 157H93V156H91ZM91 157H89V158H91ZM107 157V156H106ZM15 158V157H14ZM87 158H88V156H87ZM87 158H82V162H85V163H87V162H89V160L87 159ZM100 158H102V157H100ZM116 158V157H115ZM154 158V157H153ZM161 158V157H160ZM200 158V157H199ZM60 159V158H59ZM76 159H77V157H76ZM110 159V158H109ZM112 159H113V156H112ZM143 159V158H142ZM187 159V160H186ZM12 160H13V158H12ZM92 160H93V158H92ZM91 160V161H92ZM95 160V159H94ZM117 160V159H116ZM141 160V159H140ZM21 161H23V159L21 158ZM25 161V160H24ZM60 161V160H59ZM65 161V160H64ZM63 161V162H64ZM75 161V160H74ZM99 161V160H98ZM8 162H11V161H8ZM95 162V161H94ZM101 162H103L102 160H101ZM106 162V161H105ZM259 162H261V161H259ZM4 163V162H3ZM65 163H67V162H65ZM98 163V162H97ZM104 163V162H103ZM103 163H102V165H103ZM146 163V164H147ZM35 164H37V163H35ZM56 164H59V162H57ZM80 164V163H79ZM83 164V163H82ZM89 164H90V162H89ZM100 164V163H99ZM129 164H130V168L128 169V171H126V172H124V171H121V172H119V170L120 169H122V168H127L128 166H129ZM29 165H30V163H29ZM68 165V164H67ZM67 165H65V166H67ZM81 165V164H80ZM38 166V165H37ZM37 166H33L34 168H36ZM68 166H70V165H68ZM82 166V165H81ZM95 166V165H94ZM98 166V165H97ZM101 166V165H100ZM105 166V165H104ZM113 166V165H112ZM86 167V166H85ZM90 167V166H89ZM93 167V166H92ZM103 167V166H102ZM181 167H182V169H183V172H182V170H181ZM61 168H63V167H61ZM73 168V167H72ZM74 168H77V167H74ZM96 168H98V167H96ZM96 168L95 167H93V170L95 169L96 170ZM3 169V168H2ZM81 169H82V167H81ZM90 169V168H89ZM88 168L87 169H85V170H89ZM102 169V168H101ZM27 170V169H26ZM53 169H49V170H47L46 172H48V171H52ZM73 170V169H72ZM77 170V169H76ZM79 170V169H78ZM149 170V171H148ZM150 170H152V171H150ZM56 171V170H55ZM90 171V170H89ZM89 171H87L88 172V174H90L89 173ZM60 172V171H59ZM90 172H92V171H90ZM96 172V171H95ZM197 172H199V168H194V170H193V173H197ZM84 173V172H83ZM120 173H122V176L120 175ZM162 173H164V174H162ZM29 174H30V172H29ZM113 174H116V177H117V175L119 174L120 176H121V180H118V182H116L117 181V179L114 181V182H116V183H114V184H112V180H113ZM46 175V174H45ZM76 175V174H75ZM80 175V174H79ZM82 175V174H81ZM80 175V176H81ZM84 175H86L87 176V174H85L84 173ZM84 175H83V177H84ZM94 175V174H93ZM97 175V174H96ZM99 175V174H98ZM43 176V175H42ZM94 176H92V178H93ZM69 178V177H68ZM74 179V178H73ZM82 179V178H81ZM87 179L88 180H90L89 179V177H87ZM184 179V178H183ZM70 180V179H69ZM75 180V179H74ZM88 180H86V181H88ZM98 180V181H99ZM143 180V181H144ZM185 180V179H184ZM77 181H80V179L79 180H77ZM85 181V180H84ZM235 180H233V182H234ZM36 182V181H35ZM74 182V181H73ZM148 182V181H147ZM190 182H193V185L195 184V182L193 181V180H190ZM33 183V182H32ZM38 183V182H37ZM76 183V182H75ZM79 183V182H78ZM83 183V182H82ZM87 183V182H86ZM96 183V182H95ZM235 183V182H234ZM68 184H70L69 182H68ZM84 184V183H83ZM164 184H165V182H164ZM33 185V184H32ZM82 185V184H81ZM130 185H131V188H130V191H131V194H133L134 192H135V188H136V185H138V183L137 184H134L133 183V181H131V183H130ZM150 185H152V184H150ZM27 186H28V184H27ZM39 186V185H38ZM42 186V185H41ZM44 186V185H43ZM66 186V185H65ZM71 186V185H70ZM97 186V185H96ZM145 186V185H144ZM149 186V185H148ZM165 186V185H164ZM40 187V186H39ZM58 187V186H57ZM56 187V188H57ZM62 187H63V185H62ZM69 187V186H68ZM86 187H88V188H91L89 185H84L83 186V190H84V188H86ZM93 187H94V185H93ZM166 187V186H165ZM244 187V185L243 184H241V188H243ZM262 187H264V185H262V184H259V185H257V186H251L249 183H247L246 182V184H245V189H246V191H248L250 194H252V193H254L255 192V190L257 189V190H262ZM66 188V187H65ZM81 188V187H80ZM96 188V187H95ZM101 188V187H100ZM181 188V187H180ZM234 188H236V186L234 187ZM41 189V188H40ZM44 189V188H43ZM55 189V188H54ZM156 189V188H155ZM159 189V188H158ZM160 189H161V187H160ZM159 189V190H160ZM174 189H175V191H174ZM26 190V192H28L29 190H27V189H25ZM69 190V189H68ZM71 190V189H70ZM82 190V191H83ZM167 190V189H166ZM178 190L180 191V189L178 188ZM208 190L209 191H207V192H214L213 190H212V187L211 186H208ZM211 190V191H210ZM65 191H67V190H65ZM87 191H88V189H87ZM99 192L101 191V189L100 190H98ZM97 191V192H98ZM103 191V190H102ZM158 191V190H157ZM156 191V192H157ZM31 192V191H30ZM30 192H28L27 193V195H25V196H23L22 198H20V199H24L25 201H29V199L28 198H31L30 197V195H29V193ZM61 192V191H60ZM59 192V193H60ZM80 192V191H79ZM96 192V191H95ZM155 192V193H156ZM1 193V192H0ZM53 193V192H52ZM82 193H84V192H82ZM101 193H103V192H101ZM100 193V194H101ZM161 193V192H160ZM24 194H25V192H24ZM34 194V193H33ZM32 194V195H33ZM78 194V193H77ZM76 191H71V192H69L68 194H67V197L69 198V199H67L66 200V202H70V203H73V206H75L76 204H78L77 202H75V198H76ZM100 194H98V196L100 195ZM159 194V191L157 192V194H153V200L157 197V196H159L158 195ZM212 194L213 193H207L205 196L207 197V198H210L211 196H212ZM227 194L228 193H226V192H221V191H219V193H218V197L219 198H226V196H227ZM81 195V194H80ZM91 195V194H90ZM93 195V194H92ZM39 196V195H38ZM66 197V196H65ZM66 197V198H67ZM79 198V197H78ZM98 198V197H97ZM149 198V197H148ZM8 199V198H7ZM19 199V200H20ZM150 199V198H149ZM53 200H54V198H53ZM86 200V199H85ZM95 200V199H94ZM104 201V200H103ZM140 201V200H139ZM147 201V200H146ZM247 201V200H246ZM251 201H253V200H251ZM251 201H248V203L249 202H251ZM264 201V200H263ZM48 202V196H47V194H46V200H45V204ZM88 202V201H87ZM153 202V201H152ZM253 202H255V201H253ZM257 202V201H256ZM261 203H262V201H260ZM260 202H259V204H260ZM39 203V202H38ZM142 203H143V201H142ZM16 204V203H15ZM159 204H161L162 205V203H159V202H157V203H155V205L156 206H158ZM252 204V203H251ZM255 204V203H254ZM10 205V204H9ZM11 205H13L12 203H11ZM151 205H152V203L151 202H145L144 201V204H141V205H139V207H138V209H137V212L139 211L140 212V215H141V217L140 218H138V220H139V225H138V227H139V229H137V230H135L134 229V234L137 236V234H138V238L140 239V240H138L137 241V243H140L141 244V246L140 247H138V248H136V247H134V248H136L134 251H131L130 253H129V255H132V254H134V257L136 256V254H142L143 252H144V250H146L145 248H146V246H152L151 245V243L153 244V245H157L158 246V248H159V251L155 254V252H152V255H150L149 257L151 258V256L152 257H154V256H157V257H159L160 255H161V252H167V251H174V253H178L177 254V259H179L180 258V252H182L183 250H181L180 252H179V250L180 249H184V247H183V245L185 244V243H183V241L184 240H182V238H181V245H179L178 244V242H177V240L179 239V237L181 236V235H183V230L184 231H186L184 228H183V225H184V223H181L180 225H178L179 224V222L177 223V226L173 229V232L172 233H174V231H175V229H176V231H175V233L173 234V235H171L172 237H170V235L168 236V235H166V232H164V230L168 227H166V228H164L163 229V227H164V225H162V223H163V220L162 219H155V220H153V222H151V221H149L148 220V218H147V215L149 214V213H146L145 212V209L146 208H150L151 207ZM165 205H167L166 203H165ZM250 205V204H249ZM261 205H263V203L261 204ZM16 206L18 207V209H19V211H20V213H24L25 212V210L20 206V205H17L16 204ZM15 206V207H16ZM50 206V205H49ZM17 207H16V209H17ZM86 207V206H85ZM92 207H93V205H92ZM166 206H163L162 208H160V209H153L154 211L155 210H165L166 208H165ZM238 207V211L235 213V215H234V217L233 218H237V216H239V214L241 213V212H246V214H247V217H248V219H250L251 220V222H254V221H257V219H256V216H255V213L256 212H259V211H264L263 209H264V207L263 208H260L259 210H257L256 208H248L247 206H245V203L244 204H242V205H238L237 206ZM13 209V208H12ZM133 209V208H132ZM173 209H177V207L175 206V208H173ZM5 210V209H4ZM14 210V209H13ZM99 210V209H98ZM127 210V211H128ZM150 210V209H149ZM153 210H152V212H153ZM101 211H103V210H101ZM101 211H98V212H101ZM148 211V210H147ZM163 211H160V212H163ZM166 211V210H165ZM111 212V211H110ZM156 212V211H155ZM13 213V212H12ZM59 213V214H60ZM168 213V212H167ZM166 213V214H167ZM25 214H26V212H25ZM49 214V213H48ZM59 214H54V215H50L49 214V217H52V218H57L58 217V215ZM110 214V213H109ZM180 214H181V212H180V210L179 209H177V210H175V211H173V210H171V211H169V217L172 219V220H176V219H179V217H180ZM18 215V214H17ZM118 215H120V218L118 219ZM5 216H6V214H5ZM101 216H104V215H99L98 217H101ZM7 217V216H6ZM15 218H16V216H15ZM97 218V217H96ZM96 218H95V220H96ZM264 218V217H263ZM183 219V218H182ZM247 219V220H248ZM134 220H136L137 221V218L135 217V219ZM144 220H146L145 222H143ZM184 220V219H183ZM247 220L245 221L246 223H247ZM249 220V221H250ZM261 220V219H260ZM127 222H129L128 224H127ZM174 222V221H173ZM117 223H118V227L116 226L117 225ZM174 223H176V222H174ZM257 223V222H256ZM16 224V223H15ZM98 224H96L95 226H97ZM114 224H115V226H114ZM124 224H127L126 225V227H121V226H123ZM173 224V223H172ZM222 224V223H221ZM220 224V225H221ZM243 224H245V223H243ZM72 225V226H71ZM157 225H158V227H157ZM170 225V224H169ZM246 225V224H245ZM254 225V224H253ZM52 226H55L56 227V223H47V224H42L41 225V229H42V233H45L47 230H50V233H55V231H53V227ZM247 227L246 228H253L252 230H255V233L257 234V235H259V236H263V239H264V225L262 224V222L260 221V223H257L254 227L252 226V223L250 224V225H246ZM52 227V228H51ZM87 227H88V233H89V235L88 236H86V231H87ZM104 227V228H103ZM22 228V227H21ZM72 228L74 229V228H76L77 230L78 229H82V231H85L84 232V234H82V235H80V237H78L77 238V242H80L79 244H77V245H72V242H70L71 241V237L73 238V236H75L74 235V233H76V232H74V233H72ZM157 228L159 229L158 230V232L155 234V229L157 230ZM56 229V228H55ZM54 229V230H55ZM167 230V229H166ZM78 232V231H77ZM162 232V233H161ZM163 232H164V234H163ZM60 233V232H59ZM62 233V232H61ZM60 233V234H61ZM100 233V234H99ZM251 233V232H250ZM63 234V233H62ZM61 234V235H62ZM78 234V233H77ZM129 234V233H128ZM141 234H145V236H146V238H142L140 235ZM160 234H163L164 235V237H165V239L163 238V237H161L160 236ZM28 237L30 236V234H26ZM55 235V234H54ZM64 235H66V234H64ZM45 236V235H44ZM44 236H43V234H42V236H38V237H40L41 239H42V242L44 243L45 241H44ZM56 236V235H55ZM151 237V238H148V237ZM56 238H60V237H56ZM64 238V237H63ZM75 238V237H74ZM102 238V239H101ZM34 239V238H33ZM46 239V238H45ZM94 239V241H96L97 239H95V238H93ZM117 240V241H118ZM253 240L255 241V237L253 238ZM94 241H91V248L92 247H95L97 244H96V242H98V241H96V242H94ZM199 241V240H198ZM198 241H196V242H198ZM102 242H103V240H102ZM185 242H187V240L185 241ZM229 242V241H228ZM244 242V241H243ZM249 242V241H248ZM33 243H34V241H33ZM37 243V242H36ZM88 243H86L87 245H88ZM199 243V242H198ZM225 243V242H224ZM241 243V242H240ZM35 244V243H34ZM136 244V243H135ZM252 244H253V242H252ZM255 244V243H254ZM82 245V246H81ZM101 245V244H100ZM228 245V244H227ZM243 245V244H242ZM241 245V246H242ZM132 246V245H131ZM172 246H174V248L172 249V250H170V248L172 247ZM245 246V245H244ZM74 247H75V249H76V251H74L75 249H74ZM101 247V246H100ZM41 248H42V245H37V246H35V247H33V251H34V255H38L39 254V252L41 251ZM121 248V247H120ZM241 248V247H240ZM245 248L247 249V247H244L243 249V252H242V250H241V253L238 251V253H234L236 256H239V257H243V256H240V255H244V253H245ZM16 250V249H15ZM238 250H240V249H238ZM95 251V250H94ZM114 251V250H113ZM123 251V250H122ZM121 251V252H122ZM206 251V250H205ZM204 251V252H205ZM125 252H127V249H126V251H124V253ZM123 253V254H124ZM186 253V252H185ZM199 253V252H198ZM19 255H21V252H19L18 253ZM32 254V253H31ZM53 254V253H52ZM115 254V253H114ZM122 254V253H121ZM123 254H122V256H123ZM61 255V254H60ZM41 259H38V262L36 263V264H44V262L45 261H43L42 260V258L43 257H41V255H38ZM50 256H51V254H50ZM111 256V255H110ZM255 256V255H254ZM258 256V255H257ZM260 256V255H259ZM30 257V256H29ZM55 257H57V256H55ZM72 257V258H73ZM164 257V256H163ZM198 257V255L196 256H191L189 259H187V261L188 262H190V261H192L193 262V260L195 261V260H198V261H200L201 262V264H207V261L208 262H210L209 264H225L226 262H227V260H228V258H227V255L225 254V252H222L221 253V251H219V252H216L215 254L214 253H211L210 251H208L206 254L204 253V254H201L200 253V255H199V258H197ZM11 258V257H10ZM118 258V257H117ZM138 258H140V257H138ZM150 258H148V260L150 259ZM141 259V261H142V258H140ZM154 259V258H153ZM156 259V258H155ZM167 259V258H166ZM231 259V258H230ZM32 260H33V258L31 257V258H29L28 259V261H27V264H31L32 263ZM104 260V259H103ZM120 260V259H119ZM130 260V259H129ZM255 260V259H254ZM258 260H259V258H258ZM146 261V260H145ZM186 261V260H185ZM4 262V261H3ZM74 262V261H73ZM123 262V261H122ZM143 262V261H142ZM158 262V261H157ZM50 263H52V261L50 260ZM74 263H76V262H74ZM73 263V264H74ZM80 263H83V260L80 262ZM87 263V262H86ZM126 263V262H125ZM153 263V262H152ZM236 263V262H235ZM235 263H233V264H235ZM238 263V262H237ZM4 264H11V260L10 261H6V262H4ZM137 264V263H136ZM143 264V263H142ZM256 264H258V262L256 263Z\"/></svg>", "mask_w": 264, "mask_h": 264}, {"label": "water", "instance_id": "obj_3", "mask_svg": "<svg viewBox=\"0 0 264 264\" xmlns=\"http://www.w3.org/2000/svg\"><path fill=\"white\" fill-rule=\"evenodd\" d=\"M263 27H264V20L261 22L260 25H258L257 27L255 26L251 32H248V35H246V37H245V39H244L243 46L240 47V48H241V49H240V53H243V52L247 49V47L250 45V42H251V40H252V35H251L250 33H252L253 31H256V33H257V32H258L261 28H263ZM25 129L29 130V129H31V127L26 126ZM101 228H102L101 225L98 224L97 226H94V227L91 229V233H92V234H95V233L98 232ZM169 233L171 234V232H169Z\"/></svg>", "mask_w": 264, "mask_h": 264}, {"label": "snow or ice", "instance_id": "obj_4", "mask_svg": "<svg viewBox=\"0 0 264 264\" xmlns=\"http://www.w3.org/2000/svg\"><path fill=\"white\" fill-rule=\"evenodd\" d=\"M41 2H43V0H41ZM74 2H75V4L77 5V7H79V6L81 5V0H74ZM261 2L264 3V0H261ZM108 7L111 8V7H112V3H108ZM137 11H139V9H137ZM76 23L79 24L80 21L77 20ZM65 31H67V29H65ZM139 35H144V36H146V35H148V33H147V32H143V33H139ZM188 43L191 44L192 42L189 40ZM159 51H160L161 53H163V52L165 51V49H164V48H160ZM52 62L55 63V61H52ZM204 79H206V77H204ZM236 83L239 84L240 81H236ZM98 102H99V101H98ZM151 114H152L151 112L148 113L149 116H151ZM209 151H211V149H209ZM7 251H8V252H11V249H7Z\"/></svg>", "mask_w": 264, "mask_h": 264}]
</instances>
